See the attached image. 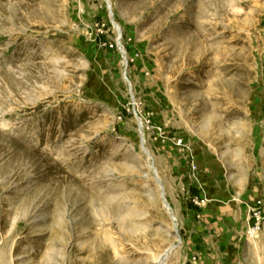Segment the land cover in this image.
<instances>
[{
    "label": "rangeland",
    "instance_id": "374dc122",
    "mask_svg": "<svg viewBox=\"0 0 264 264\" xmlns=\"http://www.w3.org/2000/svg\"><path fill=\"white\" fill-rule=\"evenodd\" d=\"M262 122L264 0H0V264H198L201 166L236 192Z\"/></svg>",
    "mask_w": 264,
    "mask_h": 264
},
{
    "label": "crops",
    "instance_id": "0c3cea01",
    "mask_svg": "<svg viewBox=\"0 0 264 264\" xmlns=\"http://www.w3.org/2000/svg\"><path fill=\"white\" fill-rule=\"evenodd\" d=\"M257 126L255 165L247 180L237 182L236 192L217 163L201 166L199 196L204 206L199 207L198 220L190 223L186 242L189 250L198 254V264H204L213 246L221 247L222 260L227 259L225 249L232 246L236 254L230 258V264H242L239 254L246 227V205L264 195V122Z\"/></svg>",
    "mask_w": 264,
    "mask_h": 264
},
{
    "label": "built area",
    "instance_id": "2783aa9c",
    "mask_svg": "<svg viewBox=\"0 0 264 264\" xmlns=\"http://www.w3.org/2000/svg\"><path fill=\"white\" fill-rule=\"evenodd\" d=\"M177 145H183L181 139H177L175 142ZM192 175L195 177L194 171L196 170V164L194 163L193 158L190 161ZM195 204H199L198 197L194 200ZM248 226L250 230L255 232L264 224V195L254 200L252 204L248 205ZM251 234V233H250Z\"/></svg>",
    "mask_w": 264,
    "mask_h": 264
},
{
    "label": "bare ground",
    "instance_id": "6f19581e",
    "mask_svg": "<svg viewBox=\"0 0 264 264\" xmlns=\"http://www.w3.org/2000/svg\"><path fill=\"white\" fill-rule=\"evenodd\" d=\"M107 1V3H108V5H110V2H111V0H106ZM115 24V23H114ZM115 26H116V28H117V30H118V32H119V26L117 25V24H115ZM120 40V39H119ZM118 43V42H117ZM120 49H122V48H120ZM172 214V213H171ZM173 215V214H172ZM250 233L251 234H255L256 232L254 231V230H250ZM180 241V240H179ZM167 258H168V250L166 249L163 253H161L157 258H156V261H155V263L156 264H166V262H167Z\"/></svg>",
    "mask_w": 264,
    "mask_h": 264
}]
</instances>
